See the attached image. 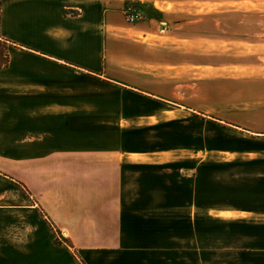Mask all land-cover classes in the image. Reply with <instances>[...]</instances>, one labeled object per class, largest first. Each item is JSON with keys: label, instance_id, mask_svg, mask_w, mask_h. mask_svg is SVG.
Returning a JSON list of instances; mask_svg holds the SVG:
<instances>
[{"label": "crops", "instance_id": "0c3cea01", "mask_svg": "<svg viewBox=\"0 0 264 264\" xmlns=\"http://www.w3.org/2000/svg\"><path fill=\"white\" fill-rule=\"evenodd\" d=\"M0 1V264H264V5L133 0L174 6L166 36L117 0ZM200 9L244 59L204 78L175 31ZM180 125L205 144L131 143Z\"/></svg>", "mask_w": 264, "mask_h": 264}, {"label": "rangeland", "instance_id": "374dc122", "mask_svg": "<svg viewBox=\"0 0 264 264\" xmlns=\"http://www.w3.org/2000/svg\"><path fill=\"white\" fill-rule=\"evenodd\" d=\"M123 2L122 11L128 10V8L136 9V12H138L142 17L146 16L155 20L163 21L166 23L164 25L165 35L170 36L172 34L174 22L172 17V11L174 10V6L170 4H161V3H154L150 4H144L138 1L133 0H117ZM236 1H246V0H236ZM252 2L258 3V5H264V0H253ZM255 3V4H256ZM152 5V6H151ZM155 5V7L153 6ZM159 10H156V9ZM142 13V14H141ZM166 13V14H164ZM167 13H169L167 15ZM205 10H198L197 14L194 18L191 19L190 23L192 25H189L188 19L182 17L181 19H177L175 22L177 23H188L187 25H181L179 28L178 26L175 27V31L179 32L180 30L184 32L186 35H189V33L192 36L197 37L196 42H192L191 44V51L193 49H196V55L192 56V58H182V62L186 61V65L190 61L192 64L197 65V71L201 70L202 73L197 74V77L204 78L206 77V74L208 73L206 70L210 69H202L199 67H205L207 65H214V66H221V64H237V63H243V58L237 57V43L236 42H229V43H223V46L219 40L217 41H210L209 39L212 37H217L220 39V34L222 33V25L220 21V17H216V15L208 16L204 14ZM184 22V23H183ZM176 23V24H177ZM196 24V26H194ZM190 26V27H189ZM184 27V28H183ZM264 26H262L261 29V39L264 40ZM246 32H252V29H246ZM225 33H228L225 30ZM229 38L230 39H236L238 37V31L236 27H230L229 28ZM146 44H148L149 47H152L153 42H156V39L154 37H149L148 39L144 40ZM164 45V48L166 49V56L171 55V52H169V49L173 46L172 42L165 39L162 43ZM185 43H182L184 45ZM224 51L225 55L223 57L221 56V52ZM183 55V54H182ZM171 57H166V61H171ZM249 61L258 62L260 64L264 65L263 61H260L259 59L253 58ZM183 65V64H182ZM219 71V70H218ZM215 75V74H214ZM206 87H204L205 89ZM203 89V90H204ZM172 126V125H168ZM203 129L202 127H197V130H192L190 132V129H188V126L180 125L179 127L172 128L165 126L161 129L158 128H149L146 133L140 134H134L133 136V142H131L134 147L142 145L144 147H149V149H153L156 146H165L166 148L171 147L173 145H181V146H188L190 142L196 143L197 145L203 146L205 144L204 138H198L196 141L192 140L191 136H198L199 130ZM116 252V257L114 258V255ZM123 251H110L108 257L106 260H104L105 263L111 264H125L126 262H130L129 259L125 260L123 256ZM126 263V264H127Z\"/></svg>", "mask_w": 264, "mask_h": 264}, {"label": "trees", "instance_id": "16d2710c", "mask_svg": "<svg viewBox=\"0 0 264 264\" xmlns=\"http://www.w3.org/2000/svg\"><path fill=\"white\" fill-rule=\"evenodd\" d=\"M0 17H1V1H0ZM8 49L9 45L6 41L0 38V69L8 66Z\"/></svg>", "mask_w": 264, "mask_h": 264}, {"label": "built area", "instance_id": "2783aa9c", "mask_svg": "<svg viewBox=\"0 0 264 264\" xmlns=\"http://www.w3.org/2000/svg\"><path fill=\"white\" fill-rule=\"evenodd\" d=\"M125 19L127 22H135L139 19L140 15L136 12V9L128 8V10L124 11Z\"/></svg>", "mask_w": 264, "mask_h": 264}]
</instances>
